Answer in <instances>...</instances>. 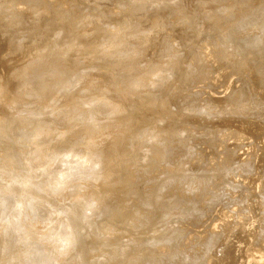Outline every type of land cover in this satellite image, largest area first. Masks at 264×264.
Wrapping results in <instances>:
<instances>
[{
  "label": "rangeland",
  "instance_id": "obj_1",
  "mask_svg": "<svg viewBox=\"0 0 264 264\" xmlns=\"http://www.w3.org/2000/svg\"><path fill=\"white\" fill-rule=\"evenodd\" d=\"M261 4L264 5V0H178V1L177 0H148V1L147 0H136V1L135 0H0V84H4V86L3 85L1 86L2 88L0 87L1 89L0 123L4 125L3 130L6 128L5 130L7 131V133L5 135H7V138L11 136L9 138L11 140H8L5 144L3 140H0V149H1L0 154L2 155L3 153H7L8 161L14 165V168L6 164L5 165L6 170L9 171L10 175L15 174L16 177L18 179L20 178V181L22 182L19 183L20 181L17 180V178L16 180H12L13 178L11 179L9 174L1 173L2 171H0V202H1L0 204H2V208H4L2 210L3 213H1L0 215V233L5 232L4 233L5 235H9V233L13 232V234L10 235V238L12 237L13 238L12 240L23 242L29 239L30 237L22 233V231L19 230L20 227L21 228L27 227V228H32L33 230L35 229L39 230L42 228L44 222L49 223L47 226L48 227L47 232L51 230V234H52L51 237L55 238L59 235L64 237L66 236V234H68L65 238H68L67 240H69L71 244L67 241L66 247L69 246L68 249L69 250L71 249L70 251L72 253L74 249V244H73L74 239L71 236L72 231H70L72 230V228H76L78 231L82 233L83 231L84 233L86 231V234L88 232L89 234L87 235L90 236L89 238H92L91 240H95L94 238L101 240L105 238L104 235L105 232H109L106 237L109 244L106 245L102 244L99 246V249H97L93 246V245L96 246L95 242H93V245L91 244L92 247L88 246L86 242L85 244V248L87 249L86 254L81 255L79 258H75L74 260H71L69 262V260L73 256L72 253L68 257L67 261L65 260L63 264H65L66 262H69L68 264H96L95 262H99L100 260H102L101 264H122L120 263L119 260H124L128 257L125 252H121L118 255V257H116V261L107 260V257L111 255L115 256V254L119 252L120 250L119 247L120 246L122 247L123 243H125L127 240L129 241L134 239L128 236L141 238L139 240L148 237L156 238L162 235L167 229H170L169 231L170 233H167L168 235L167 238H164L165 240H161L159 244H156L157 246L156 245L152 246L146 243L142 245L143 248L148 249L147 255L145 252L144 254L146 256L143 254L144 256L142 257V259L140 258L135 259L136 255H140L138 253L139 249L135 248L129 250L128 253L131 254L130 255L131 257L129 258L127 264H133L135 261L136 262L134 264L136 263L137 264H153V263L189 264L190 262L192 264H203V263L205 264H242V263L264 264V256H263L264 253H262L261 255L259 252L262 246L258 244V242L260 241L263 242L264 244V218H263L264 216V189H263L264 188V105H262L264 104V51H263L264 43H262L264 41V37H262L264 36V32H263L264 6L262 5L263 7H261L260 6ZM256 8L258 11L256 10ZM253 9H255L254 12L256 11L254 14L252 13ZM45 11L46 13L47 11H50L51 13L48 12L46 14ZM226 11L229 13H227ZM249 12H250V16H248L247 18L250 19H248L247 21L244 19V21L239 22L241 23L240 25L237 24V26L239 27L241 26L240 27L241 29H239V27H236V25H233L232 26L233 28H230L227 32L225 30L224 32L223 28L225 27V24L228 25V23H230L231 21H235L236 19L238 20L243 15ZM226 14L228 15L230 14L229 16L231 15L232 16L227 18L228 15L226 16ZM214 15L215 16L217 15L216 18ZM254 15H256L257 17ZM258 19L261 24H259ZM255 20L257 22L253 23L255 22ZM247 22H249L250 24ZM251 22H252V26H251ZM136 24L137 27L135 28L137 31L134 30L135 28L133 27L136 26ZM255 24L257 27H254ZM243 27H245V29H243ZM131 29L133 30V33ZM211 29H213L214 31ZM141 30L144 32H142ZM148 30L151 32L153 30L154 34L153 33L149 34ZM110 31L111 33H109ZM125 31L126 33L129 32L127 36ZM134 31L137 32V35ZM173 31H175L176 33H174ZM113 32L114 33L116 32L115 34L117 36L119 35L118 36L119 38L117 37L116 44L115 43L111 45L108 44L107 47L109 48V52H110L112 51V49H115L117 48V46H119V49H121L119 52L121 51L122 52L117 54L118 55L121 54V57L117 58L119 60H116V58L110 59V57L107 56V53H109L107 49V51H104L105 53L104 60L108 58L109 62H111L110 60H112V62L109 64L107 59L106 60L107 63L105 61V64L106 65L109 64L110 66L109 65L108 66L111 68L112 65L114 64L113 60L119 63L120 61L124 60L126 57L129 56L130 57L132 56L131 58H135L138 56V58L135 59L134 61H131L130 63H127L128 64L127 66L121 64V63H125L127 60L126 61L124 60V62L122 61L121 63H119L121 64V66L120 65H119L120 67L117 66L118 68H115L114 72L113 70L107 72L106 69H102L101 71H98L99 68L97 67H99L101 63H103V65L105 66L103 60L104 53L103 52H102L103 54L101 53L102 47L106 43V41L109 40V35H111ZM145 32L147 33L146 35ZM260 33H263V35ZM143 34L146 38L143 36ZM134 36L136 37L138 36V37L136 38ZM125 37L127 38L130 37V38L126 39ZM131 37H133V39L135 38L136 39L132 40ZM144 38H145V43L146 41H148L147 38L148 39L152 38V39L151 41L149 40L150 42L148 41L149 43H146L147 45L144 44V42L140 44V42H142ZM138 39H140L141 41ZM166 40H168V43L165 42ZM171 42L173 46L171 45ZM117 43L118 44L120 43V45H118ZM160 43L161 46L163 47L160 46ZM212 44L215 47V49H217L215 51L213 49L214 47H212V50L215 51L214 52L215 55H217L216 59L219 63H223V62L226 63L227 60H229L230 58V60L225 64L226 67H224V71H222L223 70L222 69L220 70V73L216 72L213 75L211 74L212 76L207 77L206 79L209 84L205 79L206 76H204V78H202L203 80H201V83H199L198 81L197 86L192 85L191 87L189 85L192 88V90L188 86L183 85L181 82H177L180 79L179 74L183 70H185V68L187 67L186 65H188L189 62H191V59L194 58L193 60L195 61L198 58V56H200L201 53L206 52V47L208 46L211 48ZM245 44L246 45L248 44V46L250 45L248 51L250 49H253V46H254L253 51L252 50L250 51L252 52L258 51V48L259 51L255 52L256 53L255 56L248 55L247 60L243 59L245 61V64L241 66L243 64V60L237 54H239L240 50L242 53V49L244 52L245 50L247 52V49L245 48L248 47H246ZM259 44L260 46H257ZM112 45L114 46L112 47ZM143 45H145L146 47ZM238 45L240 46L238 47V49L241 48L239 51L236 48ZM242 45L243 46L245 45V48ZM109 46H111V48ZM120 46L124 48L126 54L122 50V48H120ZM137 46H139L140 49ZM218 47H221L220 50ZM223 47L224 50L222 49ZM11 48L13 51L10 50ZM171 49L173 50L171 51ZM163 50L166 51L163 52ZM174 50H176V52ZM173 51L174 53H177L176 56L175 54L173 55ZM135 52H137L138 54H136ZM222 52L228 55L224 56ZM122 54L126 57L120 60L123 57ZM218 55L221 57V60L219 59L220 57L218 58ZM96 56L100 58L96 59L97 58ZM101 56L103 57L101 58ZM173 56L176 58L177 62L175 60L173 61V59H175ZM130 57L129 59H131ZM224 57L227 58L225 59ZM208 58L207 59L205 58L206 62L204 60L202 61V64L201 61L198 64L197 62L195 63L192 60L194 62V64L193 62L192 64L193 66L194 65L203 66V64H205L207 67H209V65L207 64L211 61L212 58L210 59V56ZM223 59L226 61H224ZM101 60L102 62H100ZM172 61L175 62V65L173 64ZM240 61L242 64L240 63ZM153 63L154 65H156L155 67L152 66ZM167 63H169V66ZM94 64L97 65V67L94 66ZM170 64L173 65L174 68H172L173 66L170 67L171 66ZM197 66L195 67L197 68ZM206 66L203 67L207 68ZM160 67H162L161 70H159ZM166 67L167 68L169 67L166 70L168 72H166L163 69ZM239 67H241V69L242 68L247 69L248 72L239 75V73L241 72L239 71L241 70ZM93 68H95V70ZM170 68L172 69V71L170 70ZM24 69L28 72L27 73L28 76H26L27 75L26 74L24 77V79H26L25 84L31 83L32 82L31 80H35L34 78L36 74L43 73L47 69H49L50 71L53 70V72L55 73L54 74L55 84L53 85V87H50L48 91H45L41 95L39 94L40 96L38 95L35 96L33 94L31 95L26 94L27 95L26 96L23 93L18 94L19 92L17 91L16 88H19L18 85L19 78L23 77L22 71ZM157 70H159L160 72L157 73L158 75L159 74L162 75L161 72L164 71L167 77L170 76V72L172 75L170 76L171 78H169L167 83L165 82L166 80L164 79V77L166 79L167 77L164 76V74L161 77L165 81H163V79H160V77L157 75L159 81H157L156 80L157 78H155V81H157L156 84L158 83V86H156L154 82L156 87L155 88L154 85L151 86L149 82H148L149 84L147 83V79L149 78L152 79L154 76L153 74L154 73L156 74ZM222 72L224 73L222 74ZM87 73L88 75L91 73H97L96 77L98 78H96V80L92 83L89 80L90 82L88 83ZM226 73L227 74L236 73L235 74L236 76L232 77L230 75H227ZM84 74H86L85 75L86 77H84ZM243 74L246 75L243 76ZM214 75L215 77H220L223 75L221 78L228 76L230 79L226 77V80L229 81L230 84V86H228L229 89H227L226 91L223 88L220 89V87H218L219 85H221L219 82L217 83L219 85L217 84L212 85L213 82H211L210 80L214 77ZM26 77L29 78L30 81H28ZM138 79L141 81L139 82L140 85L141 84H145V85L140 86L138 84L139 87L138 85H134L135 83L134 81ZM6 80L8 81L7 85H5ZM223 80L226 81L225 78ZM223 80L220 82H223ZM116 81L122 83L123 87L120 86V84L118 86ZM70 83H72V85ZM96 83L100 85V87L102 88L103 90L102 94L100 93L99 95L96 96V94L91 95V92H88V90H86L87 92L85 91L86 86H88L89 84H96ZM114 83L116 84V86L114 85ZM206 83L208 85L205 86ZM67 85L68 88H66ZM159 86H161V88ZM135 87H137V89ZM152 87L155 88V90L153 91L156 92L153 93L152 89L154 88ZM114 89L115 91L113 93L110 92ZM83 90L87 95L84 94V92H81ZM137 90H139L138 91L139 93L137 92ZM148 90H151V92L149 91L148 93L147 92ZM107 91H109V93L112 94L108 95L109 93L107 94L106 93ZM131 91L132 92L135 91L137 95H134L133 97L129 98L128 101L122 102L121 101L123 99L122 94L126 95ZM38 93H41V91ZM107 95L109 97H107ZM13 96H17V97L12 98ZM102 97L108 100H110L111 98V101L114 105L120 106V104L123 105L124 103L125 105L121 106V109L120 107H117L115 110V108L110 107L111 110L110 109L108 110L107 109L108 107L106 106L105 101L104 99H102ZM236 97L239 98L237 99ZM113 98L116 99V101L115 100L113 101ZM234 98L237 99V101ZM233 102L234 105L232 106ZM44 104L46 106H44L43 108L42 105ZM188 104L190 107L188 106ZM62 106L66 108V113H70V115H74L76 117L75 119L77 118L80 119L79 115L83 113L87 116L89 115L88 118L92 121V123L94 122V125L96 124L97 127H100L101 124L102 126H105L106 124V126L109 125L108 126L109 128L112 126L111 124L115 123L114 120L117 121L116 118L114 117L115 113L116 115L118 113L117 115L118 117H122L123 114L125 115L127 113L132 112V109H134L136 112L133 110L132 114H130L131 117L130 121L127 120L121 121L120 124H118L120 127L118 126L117 129H114L113 128L114 125H113L112 126L113 129L110 128V131L108 130L100 131L98 135L87 134L88 131L83 130V126H82L83 124L81 122L82 120L78 121L77 122L78 124L75 123L76 125L74 124L73 121L72 123H67V122L65 123L64 120H63L64 122L62 120H61L62 122L61 121L57 122L56 120H52V122L54 121L55 123L57 122L56 125L59 131H63V130L65 131L66 127H68V124L69 125L74 124L75 128H73V130L75 129L74 130L75 132L73 131L72 132L73 134L71 133L73 137L70 135L72 137L71 138L68 135L70 138L68 137V140L64 141L63 143L58 142L57 145H55L56 148L53 145L50 146L49 148H47V150H49V153L48 151H46L44 152L45 155H42L44 154L42 153V151H44L43 148L45 147L43 145H40L41 147L40 151H39V147H37L38 148L37 151L35 149L34 150L31 149L32 151L29 150L30 148H33L31 147V145L30 146L26 145L25 148L23 144L25 143L27 144V141L31 136L25 137L22 136L20 133L22 131L31 129L33 123L35 122H41V120H46L49 117L51 119L52 114L51 115L49 114L51 112L54 113L55 111L59 110V108H61ZM39 107L42 109H40ZM195 107L197 108V111ZM216 107L221 108V112L220 109H218L219 110L218 111ZM123 108L127 112L125 113L122 112L125 111ZM194 108L195 111H193ZM213 108H215L214 110H216L218 114L216 113V111L214 112ZM117 109H120L123 114L121 112L119 114L120 110ZM198 110L202 114L199 115L200 119L198 118V116L195 117L196 115H198L199 112ZM190 111L191 113H189ZM231 111L233 112L231 113ZM44 112L47 113L39 114ZM154 113H156L157 115ZM241 114H244V116ZM203 116H205L206 118H203ZM109 117L110 119L112 117L115 118L111 120L113 123H110L111 121H109L110 120ZM13 118L16 119V123L10 124ZM207 118L208 120L215 119V121L209 122ZM146 119L148 121H145ZM149 119L151 120L153 119L155 122L153 121L151 122V120ZM158 122H160L161 124ZM3 125H1V127ZM221 129L225 130L224 133L226 135H230L227 134L228 130L229 131L231 130L232 132L236 131L239 134H241V138L239 140L237 139L235 141H230L227 144V146L230 147L231 152L230 151L226 152L225 149L224 151H220L221 152L220 155H222L221 156L222 161L217 155L211 156V151L206 152L208 146L207 149L205 146L208 145V143L206 144L205 143L206 141L201 139L203 136H206L208 134H209L208 136H212L210 134L212 130L213 132H216ZM5 130L4 132H6ZM120 131L122 132L121 136L122 135L125 136L124 137L122 136L123 138L120 139L121 142L119 144V147L113 148L107 146L108 148L104 149V147H106V145L109 144V141L108 142L105 141L106 144L104 147H102L104 145V142L100 143L103 144L101 145V147L100 144L96 146L98 140H100L104 135L105 136L108 135V133H110L111 135L110 138L113 136L112 137L113 139H111L110 143H114L112 141L114 140L116 141L118 139V138L116 139V137H118L116 135H118ZM17 135H19L20 137L18 136V138H20L23 141L20 145L21 140L18 139L19 145L14 146V140L15 138L17 139L16 137ZM135 135H138L140 137L139 139H142L141 140L142 142L148 144V147H146V145L143 143H142L143 146H141L142 148L131 144L130 140ZM142 135L143 137L141 138ZM168 135L171 137H169ZM153 136L156 137L157 139L159 138L165 140L164 142H167V145H165L166 143L162 142L151 148L150 142H152L151 139L153 138L151 137ZM177 136H180V139ZM22 137H24V139H22ZM143 139L147 140V142L143 141ZM211 139L212 138L207 139L208 140L207 142H209V140ZM210 143H213V141L212 142L210 141ZM221 144L223 145L226 144L225 140H222ZM15 147H17L16 148L17 150L19 147H21L22 150H20L21 148H19V152H16ZM67 147L70 148L73 152H71V154L69 155H66L63 158L64 160L63 161L61 160L62 158L61 159L59 158L60 151L58 150ZM91 147H95L96 150L94 149L91 152ZM96 147L99 149V152L97 151ZM27 148L28 150H26ZM156 148H158L159 150ZM160 148L163 149L160 150ZM141 151L143 154H141ZM154 151L155 152L157 151L156 155ZM201 151H203L204 153ZM68 152H70V150ZM104 152L106 157H104ZM46 153H48L47 156ZM198 153L199 154L202 153L201 154L202 156H200ZM38 154L39 155L41 154L42 156L39 157ZM185 154H187V156ZM79 155H82L81 157L83 159L81 161ZM43 156L45 157L44 159H42ZM163 156L166 158L167 156H169L167 158V160L169 161L167 160L164 161ZM91 157H95V161L92 162V165H90L91 161L89 162L90 164H87V162L85 164L84 162L87 161V159H90ZM119 157H123L122 159L124 160L119 162L117 160V158ZM147 157L150 160H148ZM215 158H217L218 161L214 166H212L211 170L207 171L206 167L207 165H209V160ZM223 158L225 160H223ZM59 160H61L60 164L58 163ZM37 161L39 162V164ZM126 161L129 163H127ZM27 162L29 164H26ZM49 162L51 165L49 164ZM82 162L83 164H85L84 166ZM0 163H2V160H0ZM19 163H21V165ZM24 163L28 165L27 168L25 167ZM154 163L155 166H153ZM238 163L241 164L238 165V167L240 166L241 168H243L242 170L240 167H239L240 169L238 167H235ZM133 164L135 166H133ZM188 164L194 166H189ZM249 164H251V167L248 168V166L246 165ZM86 165H90V166H88L87 168ZM102 165L105 167V170H109L112 172L111 173L112 176L108 178V183H110L112 180V182L116 183L117 185L115 184L110 187H106V188L104 187L102 193L99 194V196L101 195V199L103 198V202L101 203L100 208L104 209L106 207L104 210L107 211L108 215L107 217L100 216L101 218L98 219L99 216L94 214L95 213L93 208L94 200L92 201V199H89L91 194L88 193L87 188L85 187L86 185L85 181L90 182V179L91 181L93 180L96 181L98 180V178L103 176ZM50 166L51 169L46 170ZM81 166H83L84 168ZM98 167H100L101 169H99ZM192 167L197 170V171L195 170L196 173ZM150 168L153 169V171L150 170ZM190 168L193 169L195 174L192 172ZM230 168L233 169L237 168L236 170H241L242 172L241 171L238 172L236 170L234 171L233 169H231L230 171L228 170ZM51 170H54L55 172L54 171L50 172ZM146 170L148 171L144 175V172ZM190 170L192 173L189 172ZM15 171L17 172L15 173ZM225 172H227L228 174L230 173V175H228L227 173L226 175ZM240 172L241 173L246 172L247 174L245 173V175H243ZM68 173L70 174L68 175ZM238 173H240L241 175H238ZM55 174L56 176L54 177ZM36 175L43 176V178L41 177L39 178L40 180H44L48 177L47 179H49L50 181L52 180L53 183L55 182L54 184H56L55 185V187L57 186L56 188L59 189L61 188L60 192L59 190H56L58 194L54 193L53 194L54 198L51 197L52 194H50L49 196V192H45L44 194H41L42 196H44V198L42 196H37L39 194H36L35 191L34 192L30 191L31 193L30 194L28 191L31 188V185L29 186V184L33 183L34 179L35 182H37V180L39 181ZM44 175H47V177ZM50 175L53 176L51 177ZM185 175L188 177L189 176L191 177V175H195V176H193L194 178L191 179L190 177L188 178ZM231 176L233 179L231 178ZM30 177H32L33 180ZM83 177H85V179ZM92 177L95 179H92ZM22 178L23 180L24 178H26L27 180L23 182ZM28 178H30V182L32 180L31 183H28L29 182ZM62 179H64L65 181ZM179 179L180 181L183 180V183L182 181L180 182ZM186 179H188V181ZM66 180L68 181V184ZM26 181L28 185H26L25 183ZM7 182L8 183L11 182L10 184L13 186H11L10 184L7 185L6 184ZM64 182L66 185L62 187ZM69 182L72 183L69 184ZM225 182L229 183V185ZM231 184L232 185L234 184L237 188L235 187L236 189H232L231 187H233L234 185L231 186ZM23 186L24 187L28 186L27 187L28 190L27 188L24 189ZM150 187L153 189H151ZM177 187L179 188L181 187V188L179 189ZM166 188H169L170 190ZM175 188L177 190H175ZM80 190H82L83 192ZM230 191L232 192L231 194ZM77 192L78 193L80 192V195L82 194L83 195L81 197H78L80 195ZM46 193L48 196H46ZM187 194L188 195L190 194V196H188ZM191 195L193 197H191ZM35 197H37V199H40V201H36L37 199ZM27 198L30 199L28 200ZM41 198H43V200L45 201H42ZM186 198L188 201H186ZM105 199L107 201H105ZM4 200H6V202ZM15 200H17L18 203ZM134 201L138 202L136 206L125 208L121 210L120 214H119V210H116L118 208L120 209V207L121 206L123 207L124 205H125L124 207L130 206ZM210 201H214V202L210 204L208 203ZM82 202L85 204H83ZM237 203L240 205H238ZM25 204L27 207L28 206L30 207L26 208ZM201 204L204 206H202ZM200 205L201 207H199ZM34 206H37L39 208V212H38L39 214L38 216L36 215V217L33 216V212H32ZM77 206H80V208L82 207L81 212L76 211V214L71 212V209L73 207L77 208ZM90 208L91 210H89L90 212H88V209ZM110 208L114 210L112 213H114L115 216L109 214V212L111 211ZM17 209H19V211H17ZM137 209L138 210L140 209L139 213ZM181 209H184L185 211ZM83 213L86 214V217L89 218V220H87V218L84 217L85 215L81 216L83 215ZM116 213L118 214V216ZM91 215H93V217ZM129 215H130V221L128 220ZM27 216L30 217L27 218ZM79 217H81V219L78 220ZM34 218L37 220H35ZM105 218H107L106 221L108 223L104 221ZM48 219L50 221H48ZM28 220H31V222L33 223L29 224L30 222L28 223ZM81 220L83 221V223L84 222L86 223L83 224ZM131 220H133V222ZM67 221L70 222L68 223ZM8 222H10L9 223L10 225H7ZM16 223L19 224L16 225ZM126 223L129 224V226ZM11 224L13 225L14 229ZM69 224L73 226H70ZM14 225H16V227ZM4 226H8V227L5 228ZM9 226L12 227L11 228L12 231L10 230ZM69 227H70L69 230L65 229L66 232L65 230H63L64 228H69ZM6 229L10 231L8 232ZM211 229L213 231L214 230L217 231L212 232ZM101 230H103L104 233ZM128 230L131 231L128 232ZM218 230H220L221 232ZM6 231L8 232V234ZM120 232L122 234H120ZM34 233L38 234L37 231H35ZM119 234L120 236L123 235L124 239L122 238L123 236L120 237ZM117 236L119 237L116 238ZM1 240L2 238H0V256H2L1 255L2 250H4L5 248L9 249V245L6 244L4 240L2 241ZM145 240L148 241L147 239ZM43 241L44 242L42 243H45V240ZM164 243L166 246H164ZM164 249H169V250H164ZM171 249H173V251ZM169 251H171L172 253H170ZM106 253H110L111 255H108ZM104 254L105 256H103ZM102 256L105 258H103ZM194 258L196 260H194ZM92 261L95 262L92 263ZM5 262L6 259L2 260L0 258V264H6Z\"/></svg>",
  "mask_w": 264,
  "mask_h": 264
},
{
  "label": "bare ground",
  "instance_id": "obj_2",
  "mask_svg": "<svg viewBox=\"0 0 264 264\" xmlns=\"http://www.w3.org/2000/svg\"><path fill=\"white\" fill-rule=\"evenodd\" d=\"M136 1V0H135ZM148 1V0H147ZM178 1V0H177ZM137 2H139V1H137ZM161 2V1H160ZM163 2V1H162ZM158 3V2H157ZM215 3V2H214ZM213 3V4H214ZM152 4H154V3H152ZM163 4V3H162ZM169 4V3H168ZM121 5V4H120ZM175 5V4H174ZM263 4H261L260 6L261 7H263L262 6ZM22 7V6H21ZM187 8V7H186ZM227 8H229V7H227ZM264 8V7H263ZM52 9V8H51ZM225 9V8H224ZM115 10V9H114ZM157 10V9H156ZM226 10H228V9H226ZM230 10V9H229ZM254 10L255 9H253V14L256 12H254ZM256 10H257V8H256ZM52 11V10H51ZM69 11V10H68ZM116 11H118V10H116ZM223 11V10H222ZM258 11V10H257ZM51 13L50 11H47V13ZM64 12V11H63ZM110 12V11H109ZM172 12V11H171ZM183 12V11H182ZM227 12V11H226ZM45 13H46V11H45ZM46 13V14H47ZM70 13V12H69ZM114 13V12H113ZM184 13V12H183ZM224 13H225V10H224ZM227 13H229V12H227ZM258 13V12H257ZM52 14H53V12H52ZM176 14V13H175ZM232 14V13H231ZM22 15V14H21ZM60 15V14H59ZM59 15H58V17H59ZM156 15V14H155ZM154 15V16H155ZM178 15V14H177ZM176 15V16H177ZM228 14H226V16H227ZM230 15V14H229ZM227 16V18H229V17H231V16ZM257 15V14H256ZM256 15H254V16H256ZM171 16V15H170ZM188 16V15H187ZM215 16V15H214ZM217 16V15H216ZM216 16H215V18H216ZM224 16V15H223ZM248 16H250V12L249 13H247V14H245V15H243L241 18H239L236 22L235 21H231V22H233V23H228V25L227 24H225V27L223 28V30H224V32H225V30H226V32L230 29V28H233L232 26L233 25H236V27H239V26H237V24H241V23H239V22H241V21H244V19L247 21L248 19H250V18H247ZM252 16V15H251ZM84 17V16H83ZM159 17V16H158ZM199 17V16H198ZM257 17V16H256ZM156 18V17H155ZM163 18V17H162ZM206 18H207V16H206ZM218 18V17H217ZM247 18V19H246ZM124 19V18H123ZM158 19V18H157ZM166 19V18H165ZM252 19V18H251ZM254 19H255V17H254ZM263 19V18H262ZM15 20V19H14ZM125 20V19H124ZM159 20V19H158ZM257 20V19H256ZM255 20V22H253V23H256L257 21ZM261 20V19H260ZM85 21V20H84ZM182 21V20H181ZM251 21V20H250ZM86 22H87V20H86ZM124 22H126V21H124ZM168 22V21H167ZM170 22V21H169ZM172 22V21H171ZM174 22V21H173ZM258 22H259V19H258ZM177 23V22H176ZM247 23H249V22H247ZM161 24V23H160ZM171 24V23H170ZM243 24V23H242ZM250 24V23H249ZM259 24H261L260 22H259ZM244 25V24H243ZM242 25V26H243ZM56 26V25H55ZM129 26H131V25H129ZM166 26V25H165ZM184 26V25H183ZM189 26V25H188ZM210 26V25H209ZM247 26V25H246ZM251 26H252V22H251ZM134 28L135 27H137V24H136V26H133ZM241 27V26H240ZM239 27V29H241ZM254 27H257L256 26V24L254 25ZM260 27H261V25H260ZM33 28H35V27H33ZM132 28V27H131ZM168 28V27H167ZM187 28V27H186ZM207 28V27H206ZM169 29H171V28H169ZM168 29V30H169ZM243 29H245V27H243ZM261 29V28H260ZM132 30V29H131ZM134 30H136V28L134 29ZM143 30V29H142ZM141 30V31H142ZM145 30V29H144ZM149 30H151V29H149ZM148 30V33L150 34V33H153L154 34V29L152 30V32L151 31H149ZM176 30V29H175ZM211 30H213V29H211ZM107 31V30H106ZM115 31V30H114ZM137 31V30H136ZM146 31V30H145ZM157 31V30H156ZM155 31V32H156ZM214 31V30H213ZM116 32H117V30H116ZM115 32V33H116ZM135 32V31H134ZM142 32H144V31H142ZM147 32V31H146ZM145 32V35L147 34ZM164 32V31H163ZM174 33H176L175 31H173ZM212 32V31H211ZM264 32V31H263ZM109 33H111V31L109 32ZM114 32L111 34V35H109V40H107L106 41V43L103 45V47H102V50H101V53L103 52L104 53V51H107V49H108V52H109V48L107 47V45L108 44H116V42H117V37L119 36H117L116 34H115ZM125 33H126V31H125ZM131 33V32H130ZM132 33H133V30H132ZM136 33V35H137V32H135ZM134 33V34H135ZM203 33V32H202ZM108 34V33H107ZM129 34V32H127L126 33V36ZM133 34V35H134ZM225 34V33H224ZM260 34H262L263 35V33H260ZM133 35H130V36H133ZM161 35V34H160ZM204 35V34H203ZM255 35V34H254ZM121 36V35H120ZM140 36V35H139ZM143 36H144V34H143ZM142 36V37H143ZM173 36H174V34H173ZM210 36V35H209ZM208 36V37H209ZM134 37H136V36H134ZM138 37V36H137ZM136 37V38H137ZM141 37V38H142ZM145 37V36H144ZM147 37H149V36H147ZM151 37V36H150ZM160 37V36H159ZM240 37V36H239ZM245 37V36H244ZM243 37V38H244ZM262 37H264V36H262ZM119 38V37H118ZM126 39H129L130 37H125ZM132 38V40H135V39H133V37H131ZM146 38V37H145ZM145 38L142 40V42H140V44H142L143 42H144V44H146V43H149L150 41H151V39H148L147 38V40L149 41H146V43H145ZM168 38V37H167ZM166 38V39H167ZM172 38V37H171ZM163 39V38H162ZM165 39V38H164ZM170 39V38H169ZM203 39V38H202ZM260 39V38H259ZM104 40V39H103ZM138 40H140V39H138ZM171 40V39H170ZM124 41V40H123ZM128 41V40H127ZM141 41V40H140ZM156 41V40H155ZM173 41V40H172ZM175 41V40H174ZM207 41V40H206ZM244 41V40H243ZM104 42V41H103ZM120 42V41H119ZM135 42V41H134ZM166 43H168V40H166L165 41ZM179 42V41H178ZM170 43V42H169ZM190 43V42H189ZM221 43V42H220ZM223 43V42H222ZM262 43H264V41L262 42ZM11 44V43H10ZM118 44V43H117ZM133 44V43H132ZM139 44V43H138ZM165 44V43H164ZM254 44V43H253ZM253 44H252V46H253ZM118 45H120V43L118 44ZM123 45V44H122ZM147 45V44H146ZM156 45H157V43H156ZM171 45H172V42H171ZM208 45V44H207ZM224 45V44H223ZM246 45V44H245ZM245 45L243 46L244 48H245ZM15 46V45H14ZM114 45H112V47H113ZM124 46V45H123ZM143 46H145V45H143ZM160 46H161V43H160ZM173 46V45H172ZM171 46V47H172ZM209 46V45H208ZM206 47V52H204V53H201L200 54V56H198V58L194 61L193 59H191V62H189V64L188 65H186L187 67L185 68V70H183L180 74H179V77H180V79H179V81H177V82H181L183 85H185V86H188L189 88H191L192 87V85L193 86H197L198 85V81H199V83H201V80H203L202 78H204V76H206L205 77V79L207 78V77H210V76H212L213 74H215L216 72H219L220 73V70H222V71H224V67H226L225 66V64L230 60V58H229V56H228V58H229V60H227V62L226 63H219L218 61H217V59H216V57H217V55H215V51L217 50V49H215V47L213 46V44H212V46H211V48L210 47ZM241 46V47H242ZM256 46V45H255ZM257 46H260V44L259 45H257ZM13 47V46H12ZM110 48H111V46H109ZM138 48H139V46H137ZM146 47V46H145ZM144 47V48H145ZM150 47V46H149ZM161 47H163V46H161ZM161 47H159V48H161ZM212 47H214L213 49L215 50V51H213L212 50ZM217 47V46H216ZM225 47V46H224ZM224 47L222 48L223 50H224ZM238 47H240L239 45L236 47L237 49H238ZM246 47H248V48H245V49H247V52H246V50H245V52L243 51V49H242V53H241V48H239L238 49V51L240 50V52H239V54H237V55H239V57H241V59L243 60V59H245V60H247V56L248 55H253V56H255L256 55V53L255 52H258L259 51V48H258V51H254V52H252L253 51V49H254V46H253V49H250V50H252V51H248V49H249V47H250V45L248 46V44L246 45ZM264 47V46H263ZM14 48V47H13ZM120 48H122V46H120ZM166 48H167V45H166ZM165 48V49H166ZM185 48V47H184ZM219 48V50H220V48L221 47H218ZM236 48H233V49H236ZM256 48V47H255ZM49 49V48H48ZM140 49V48H139ZM169 49V48H168ZM222 49H221V51H222ZM10 50H12V48L10 49ZM114 50V51H113ZM121 49H119V46H117V48H115V49H112V51H110L109 53H107V56L108 57H110V59L112 58H116V60H119V59H117V58H120L121 57V54L120 55H118L117 53H121V52H119ZM122 50L125 52V50H124V48H122ZM133 50V49H132ZM136 50V49H135ZM144 50V49H143ZM142 50V51H143ZM173 49H171V51H172ZM13 51V50H12ZM97 51V50H96ZM129 51V50H128ZM134 51V50H133ZM166 51V50H165ZM164 50H163V52H165ZM175 52H176V50H174ZM174 51H173V55L175 54V56H176V54L177 53H174ZM236 51V50H235ZM238 51H237V53H238ZM261 51V50H260ZM264 51V50H263ZM262 51V52H263ZM28 52V51H27ZM112 52V53H111ZM123 52V53H124ZM144 52V51H143ZM168 52V51H167ZM220 52V51H219ZM223 52H226V51H223ZM222 52V53H223ZM261 52V53H262ZM102 53V54H103ZM136 54H138L137 52H135ZM218 53V52H217ZM216 53V54H217ZM255 53V54H254ZM21 54V53H20ZM96 54V53H95ZM101 54V55H102ZM125 54H126V52H125ZM179 54V53H178ZM258 54V53H257ZM259 54H260V52H259ZM105 55V53L103 54V56ZM123 55V54H122ZM128 55V54H127ZM223 55L224 56H227L228 54H224L223 53ZM64 56V55H63ZM103 56H101V58L103 57ZM168 56V55H167ZM169 56H171V55H169ZM210 56V59H211V61L207 64V65H209V67H207L205 64H203V66H206L207 68H205V67H203V66H197V65H194L193 66V64H194V62L196 63H198L199 64V62L201 61V64H202V61H204L205 60V62H206V59L208 58ZM97 57V58H96ZM95 58L96 59H99L98 58V56H96ZM124 57H126V56H124L123 55V57L120 59V60H122V59H124ZM130 57V56H129ZM129 57H126L124 60L126 61L125 63H121L122 61L124 62V60H122V61H120L119 63H121L122 65H125V66H127L128 64L127 63H130L131 61H134L135 59H137L138 58V56L137 57H135V58H131V59H129ZM140 57V56H139ZM174 57V56H173ZM172 57V58H173ZM220 56L218 55V58H219ZM235 57V56H234ZM90 58H92V57H90ZM104 58H105V56L103 57V60H104ZM107 58V57H106ZM148 58V57H147ZM169 58V57H168ZM175 58V57H174ZM177 58H178V55H177ZM206 58V59H205ZM223 58V57H222ZM225 58V57H224ZM227 58V57H226ZM225 58V59H226ZM236 58V57H235ZM42 59V58H41ZM108 59V58H107ZM106 59V60H107ZM129 59V60H128ZM209 59V58H208ZM220 60H221V57L219 58ZM218 59V60H219ZM106 60H104V64H105V61ZM170 60H171V58H170ZM176 61V58L175 59H173V61ZM194 62H193V61ZM219 60V61H220ZM224 60V59H223ZM222 60V61H223ZM111 62H112V60H110ZM115 60H113V65H112V67L110 68L109 66V64L111 63V62H109V59H108V63L109 64H105V66L103 65V63H99L98 65H99V67H97V65H95L94 64V66H96L97 68H99L98 69V71H101L102 69H106V71L107 72H109V71H111V70H113V72H114V70H115V68H118L117 66H121V64H119L117 61H115ZM165 61V60H164ZM172 61V62H173ZM224 61H226V60H224ZM100 62H102V60L100 61ZM118 64H117V63ZM150 62V61H149ZM170 62V61H169ZM177 62V61H176ZM192 62H193V64H192ZM205 62H203V63H205ZM106 63H107V61H106ZM136 63V62H135ZM171 63V62H170ZM240 63H241V61H240ZM132 64V63H131ZM150 64V63H149ZM160 64V63H159ZM159 64H158V66H159ZM168 64V66H169V63H167ZM172 64V63H171ZM170 64V65H171ZM173 64L175 65V62H173ZM177 64V63H176ZM200 64V65H201ZM242 64V63H241ZM240 64V65H241ZM245 64V61L243 60V64L241 65V66H243ZM109 65V66H108ZM239 65V66H240ZM103 66V67H102ZM107 66V67H106ZM119 66V67H120ZM125 66H122V67H125ZM133 66H134V64H133ZM136 66V65H135ZM141 66V65H140ZM145 66V65H144ZM152 66H156V65H154V63H153V65ZM173 65H171L170 67H172ZM195 66H197V68L195 67ZM100 67H102V68H100ZM109 67V68H108ZM169 68V67H168ZM167 67L166 68H163L165 71L168 69ZM172 68H174V66L172 67ZM195 68V69H194ZM240 69H241V67H239ZM94 70H95V68H93ZM162 69V67H160L159 68V70H161ZM25 70V69H24ZM22 71V76L23 77H20L19 78V88H16L17 89V91L19 92H17L18 94H20V93H23V94H27V95H31V94H33V95H35V96H40L42 93H44L45 91H48L49 89H50V87H53V85L55 84V81H54V72H53V70H49V69H47V70H45L43 73H38V74H36V76H35V80H31L32 82L31 83H28V84H25V80L26 79H24V77H25V75L28 73L26 70L25 71ZM28 70V69H27ZM137 70H138V68H137ZM159 70H157V72H156V74L154 73L153 75V78L152 79H147V83L149 82L150 84H151V86H153L154 85V87H155V84H156V82L157 81H159L158 79V76L160 77V79H163L161 76H163V74H164V76H166L167 77V75H166V73H165V71L164 72H161L162 73V75L161 74H157L158 72H159ZM170 70L172 71V69L170 68ZM97 71V70H96ZM130 71V70H129ZM239 71H241L240 73H239V75H242V73H247L248 72V70L247 69H245V68H242L241 70H239ZM30 72V71H29ZM135 72V71H134ZM166 72H168V71H166ZM170 72V71H169ZM90 73V72H89ZM160 73V72H159ZM224 72H222V74H223ZM96 74L97 73H91V74H89L88 75V73H87V79H88V83L91 81V83L92 82H94L95 80H96V78H98V77H96ZM168 74V73H167ZM212 74V75H211ZM227 74V73H226ZM236 73H228L227 75H230V76H236L235 75ZM86 74H84V77H86L85 76ZM140 75V74H139ZM145 75V74H144ZM158 75V76H157ZM169 75V74H168ZM172 74H171V72H170V76H171ZM209 75V76H208ZM221 75V74H220ZM239 75H237V76H239ZM246 75V74H245ZM244 74H243V76H245ZM26 76H28V74L26 75ZM83 76V75H82ZM131 76H133V75H131ZM142 76V75H141ZM148 76V75H147ZM170 76H168L167 77V79L164 77V79L166 80H164L163 79V81H165L166 83L168 82V80H169V78H171ZM223 76V75H222ZM222 76H220V77H215V75H214V77L210 80L211 82H213V84L212 85H216L218 82L221 84V85H219V84H217V85H219L218 87H220V89L221 88H223L225 91L227 90V89H229L228 88V86H230V84H229V81H227L226 80V77L227 78H229L228 76H225V77H223V78H221ZM83 77V78H84ZM149 77V76H148ZM178 77V76H177ZM241 77V76H240ZM247 77V76H246ZM17 78V77H16ZM27 78V77H26ZM141 78V77H140ZM155 78H157L156 80L157 81H155ZM225 78V80L226 81H224L223 79ZM28 79V81H30V79L29 78H27ZM82 79V78H81ZM142 79V78H141ZM210 79V78H209ZM208 79V80H209ZM230 79V78H229ZM228 79V80H229ZM14 80V79H13ZM84 80V79H83ZM90 80V81H89ZM104 80V79H103ZM139 80V79H138ZM138 80H136V81H134L135 83H134V85H140V83L139 82H141L140 80L138 81ZM144 80V79H143ZM223 80V82H220V81H222ZM5 81V80H4ZM4 81H3V83H4ZM15 81V80H14ZM205 81V80H204ZM206 81H207V79H206ZM104 82V81H103ZM117 82V85L119 86V84H120V86H122L123 87V84L122 83H119V81H116ZM121 82V81H120ZM154 82H155V84H154ZM203 82V81H202ZM214 82H215V84H214ZM7 83H8V81L6 80V84L5 85H7ZM16 83H17V81H16ZM124 83V82H123ZM148 83V84H149ZM164 83V82H163ZM165 83V84H166ZM207 83H208V81H207ZM205 84V86L206 85H208V84ZM71 85H72V83H70ZM101 84V83H100ZM161 84H162V81H161ZM181 84V85H182ZM4 86V84H0V87L1 86ZM74 85V84H73ZM114 85L116 86V84L114 83ZM139 85H138V87H139ZM142 86H144L145 84H141ZM140 85V86H141ZM147 85V84H146ZM191 87H190V86ZM75 86V85H74ZM88 86H89V88H88ZM88 86H86L85 87V91L86 90H88V92H91V95H95L96 94V96L97 95H99L100 93L102 94L103 92V90H102V88L100 87V85H98L97 83L96 84H89ZM156 86H158V83L156 84ZM199 86H201V85H199ZM198 86V87H199ZM202 86H203V84H202ZM204 86V87H205ZM210 86V85H209ZM146 87V86H145ZM144 87V88H145ZM154 87H152V88H154ZM160 88H161V86H159ZM184 87V86H183ZM204 87H203V89H204ZM2 88V87H1ZM40 88V89H39ZM66 88H68V85H67V87ZM84 88V87H83ZM113 88V87H112ZM120 88V87H119ZM136 89H137V87H135ZM149 88H151V87H149ZM156 88V87H155ZM155 88L154 89H152V91L153 90H155ZM70 89V88H69ZM111 89V88H110ZM138 89H140V88H138ZM183 89V88H182ZM185 89V88H184ZM108 90V89H107ZM165 90V89H164ZM181 90V89H180ZM191 90H192V88H191ZM0 91H1V89H0ZM41 91V93H38V92H40ZM115 91V89L114 90H112V91H110V92H114ZM139 90H137V92H138ZM149 91L151 92V90H148L147 92L149 93ZM248 91V90H247ZM81 92H84V90L83 91H81ZM87 92V91H86ZM154 92H156V91H153V93ZM107 94L109 93V91H107L106 92ZM105 93V94H106ZM111 93V94H112ZM139 93V92H138ZM147 93V94H148ZM22 94V95H23ZM40 94V95H39ZM84 94H86L85 92H84ZM83 94V95H84ZM110 93L108 94V95H111ZM178 94V93H177ZM15 95V94H14ZM26 95V96H27ZM80 95H82V94H80ZM87 95V94H86ZM107 95V97H109ZM123 95V99L121 100L122 102H125V101H128L129 100V98H131V97H133L134 95H137V93L135 92V91H131V92H129V93H127L126 95H124V94H122ZM159 95V94H158ZM100 96H102V95H100ZM99 96V97H100ZM17 96H13L12 98H16ZM95 97V96H94ZM110 97H112V96H110ZM235 97V96H234ZM26 98V97H25ZM33 98V97H32ZM157 98V97H156ZM237 99L239 98V97H236ZM88 99V98H87ZM101 99V98H100ZM102 99H104V101H105V104H106V106L108 107H106L108 110L110 109V107H113V108H115V110H116V108L117 107H120V109H121V106H123V105H125V103L123 104V105H121L120 104V106H117V105H114L113 103H112V101H111V98H110V100H108V99H105L104 97H102ZM235 99V98H234ZM237 99H235L236 101H237ZM14 100V99H13ZM116 101V99H114L113 98V101ZM234 100V101H235ZM83 101V100H82ZM87 101V100H86ZM85 101V102H86ZM190 101V100H189ZM188 103H190V102H188ZM47 104V103H46ZM75 104V103H74ZM131 104V103H130ZM133 104V103H132ZM194 104V103H193ZM236 104V103H235ZM48 105V104H47ZM93 105V104H92ZM216 105V104H215ZM234 105V102H233V104H232V106ZM262 105H264V104H262ZM43 106V108H44V106H46L45 104L44 105H42ZM135 106V105H134ZM188 106H189V104H188ZM205 106V105H204ZM220 106V105H219ZM230 106H231V104H230ZM251 106V105H250ZM253 106V105H252ZM104 107V106H103ZM131 107H132V105H131ZM130 107V108H131ZM136 107V106H135ZM190 107V106H189ZM191 107H193V106H191ZM215 107V106H214ZM40 108V107H39ZM49 108V107H48ZM86 108V107H85ZM97 108V107H96ZM124 108H125V106H124ZM123 108V109H124ZM164 108V107H163ZM196 108V107H195ZM195 108L193 109V111H195ZM200 108V107H199ZM204 108V107H203ZM217 108V107H216ZM40 109H42V108H40ZM61 109H64V110H61ZM105 109V108H104ZM103 109V110H104ZM120 109H117V110H120ZM201 109H202V107H201ZM215 108H213V110H214ZM218 109H220V112H221V108H217V110ZM56 110V109H55ZM95 110V109H94ZM101 110V109H100ZM111 110V109H110ZM114 110V109H113ZM114 110V111H115ZM125 110V109H124ZM130 110V109H129ZM133 110L134 109H132V112H133ZM138 110V109H137ZM190 110V109H189ZM188 110V111H189ZM191 110H192V108H191ZM200 110V109H199ZM198 110V111H199ZM242 110V109H241ZM53 111V110H52ZM135 111V110H134ZM143 111V110H142ZM171 111V110H170ZM196 111H197V108H196ZM216 110H214V112H215ZM219 111V110H218ZM243 111V110H242ZM38 112H40V111H38ZM99 112V111H98ZM102 112V111H101ZM106 112V111H105ZM120 112H121V110L119 111V114H120ZM122 112H127L126 110L125 111H122ZM121 112V113H122ZM132 112H130V113H127V114H123V116L122 117H118L117 115H118V113H117V115H116V113L114 114V117L116 118V120L117 121H115L114 120V124H111L112 126L114 125V129H117V127L119 126L118 124H120V122L121 121H123V120H127V121H130V119H131V117H130V114H132ZM136 112V111H135ZM144 112V111H143ZM143 112H142V115H143ZM161 112V111H160ZM233 111H231V113H232ZM245 112V111H244ZM45 113H47V112H44V113H39V114H45ZM147 113V112H146ZM145 113V114H146ZM189 113H191V111L189 112ZM194 113V112H193ZM216 113H217V111H216ZM236 113V112H235ZM234 113V114H235ZM241 113H243V112H241ZM52 114V115H51ZM92 114V113H91ZM121 114V115H122ZM136 114V113H135ZM139 114V113H138ZM137 114V115H138ZM141 114V113H140ZM144 114V115H145ZM150 114V113H149ZM154 114H156V113H154ZM153 114V115H154ZM195 114H197V113H195ZM204 114H206V113H204ZM218 114V113H217ZM220 114V113H219ZM226 114V113H225ZM37 115V114H36ZM49 115H51V119H50V117L48 118V119H46V120H41V122H35V123H33V126L31 127V129H29V130H26V131H22L20 134L22 135V136H25V137H27V136H31L29 139H28V141H27V144L25 143V144H23L24 145V147L26 146V145H28V146H30L31 145V147H33V148H30L29 150H38V148L37 147H39V151H40V145H43V146H45L44 148H43V150L44 151H42V149H41V151H42V153H44V152H46V151H48V153H49V150H47V148H49L50 146H54L55 147V145H57V143L58 142H60V143H63L64 141H67L68 140V137L71 135L72 136V132L75 130H73V128H75V123H77L78 121H81L82 122V126H83V130H86V131H88V133L87 134H91V135H98L99 134V132L100 131H103V130H108V131H110V128H112V126L109 128L108 126L109 125H107L106 126V124H105V126H102V124H101V126L100 127H97L96 126V124L94 125V122L92 123V121L88 118V116L87 115H85V114H83V113H81L80 115H79V117H80V119H75L76 117L74 116V115H70V113H66V108L65 107H61V108H59V110H57V111H55L54 113L53 112H51ZM48 115V116H49ZM93 115V114H92ZM141 115V116H142ZM157 115V114H156ZM170 115V114H169ZM199 115H202L201 113H200V111L198 112V115H196L195 117H197L198 116V118H199ZM241 115H243L244 116V114H241ZM120 116V115H119ZM136 116V115H135ZM155 116V115H154ZM184 116H185V114H184ZM187 116V115H186ZM210 116V115H209ZM111 117V116H110ZM110 117H109V119H110ZM114 117H112L109 121H111L112 119H115ZM118 117V118H117ZM152 117V116H151ZM161 117V116H160ZM248 117V116H247ZM93 118V117H92ZM101 118H103V117H101ZM105 118V117H104ZM166 118V117H165ZM203 118H206L205 116H203ZM202 118V119H203ZM209 118V117H208ZM208 118H207V120H208ZM215 118V117H214ZM218 118V117H217ZM99 119V118H98ZM119 119V120H118ZM144 119V118H143ZM148 119V118H147ZM145 120V121H148V120ZM189 119V118H188ZM200 119V118H199ZM212 119H213V117H212ZM222 119V118H221ZM229 119H231V118H229ZM247 119V118H246ZM245 119V120H246ZM52 120H56L57 122H59V121H65V123L67 122V123H72V121L74 122V124H68V127H66V129H65V131L63 130V131H59V129L57 128V122L55 123V121L54 122H52ZM100 120V119H99ZM107 120V121H108ZM149 120H151V119H149ZM217 120V119H216ZM248 120V119H247ZM61 121V122H62ZM63 121V122H64ZM107 121H106V123H107ZM127 121H125V122H127ZM137 121V120H136ZM155 122L153 119L151 120V122ZM205 121H206V119H205ZM209 122L210 121H215V119L214 120H208ZM13 122V123H12ZM124 122V123H125ZM139 122V121H138ZM3 123H5V122H3ZM16 123V119L15 118H13L12 119V121H11V123L10 124H15ZM27 123H29V122H27ZM64 123V124H65ZM98 123V122H97ZM109 123V122H108ZM110 123H113L112 121L110 122ZM109 123V124H110ZM127 123H129V122H127ZM158 123H160V122H158ZM165 123V122H164ZM184 123H185V121H184ZM187 123V122H186ZM198 123V122H197ZM206 123V122H205ZM61 124V123H60ZM63 124V125H64ZM78 124V123H77ZM79 124H80V122H79ZM104 124V123H103ZM122 124V123H121ZM140 124V123H139ZM143 124V123H142ZM161 124V123H160ZM1 125H3V124H1L0 123V140H3V142H4V144L8 141V140H11V139H9V138H7V135H5L6 133H7V131L6 132H4V130H3V128H4V125L1 127ZM125 125V124H124ZM27 126V125H26ZM25 126V127H26ZM80 126V125H79ZM78 126V127H79ZM121 126H123V125H121ZM25 127H24V129H25ZM61 127V126H60ZM120 127V126H119ZM163 127H166V126H163ZM172 127V126H171ZM170 127V128H171ZM112 128V129H113ZM190 128V127H189ZM210 128H211V126H210ZM209 128V129H210ZM217 128V127H216ZM173 129V128H172ZM228 130V129H227ZM189 131V130H188ZM200 131V130H199ZM216 131V130H215ZM224 131L225 130H223V129H221V130H219V131H216V132H213V130H212V132H210V134L212 135V136H208V135H206V136H203L201 139L202 140H204V141H206L205 143L207 144L208 143V145H206V144H204V145H206L205 147H206V149H207V146H208V149L206 150V152H209V151H211V156H215V155H217V156H219V158L221 159V161H222V155H220L221 154V152L220 151H224V149H225V151L226 152H228V151H230L231 152V150H230V147L229 146H227V144L230 142V141H235V140H239L240 138H241V134H239L238 132H236V131H229L228 130V132H227V134H230V135H226L225 133H224ZM75 132V131H74ZM197 132V131H196ZM208 132V131H207ZM230 132H232V133H230ZM72 133V134H71ZM121 131H120V133H118V135H116V136H118V137H116V141L114 140V141H112V142H114V143H110L111 142V139H113L112 137L110 138V133H108V135H104L100 140H98V143L96 144V146L98 145V144H100L101 142H104V145L103 144H100V147H101V145H103L102 147H104L105 146V144H106V142L105 141H109V144H107L106 145V147H104V149L106 148H108L107 146H110V147H113V148H115V147H119V144H120V139L121 138H123L125 135H122L121 136ZM181 133V132H180ZM186 133V132H185ZM19 134V133H18ZM19 134V135H20ZM75 134V133H74ZM116 134V133H115ZM164 134V133H163ZM174 134V133H173ZM178 134V133H177ZM19 135H17L16 137H17V139L15 138V140H14V146H17V145H19V140H21L20 138H18V136ZM20 135V136H21ZM69 135V136H68ZM165 135V134H164ZM169 135H170V133H169ZM168 135V136H169ZM198 135V134H197ZM9 136V135H8ZM19 136V137H20ZM70 136V137H71ZM109 136V137H108ZM115 136V135H114ZM166 136V135H165ZM167 136V137H168ZM69 137V138H70ZM73 137V136H72ZM71 137V138H72ZM143 137V135L141 136V138ZM149 137V136H148ZM166 137V138H167ZM169 137H171V136H169ZM177 137H179V139H180V136H177ZM110 138V139H109ZM140 137L138 136V135H135L133 138H131V144H133V145H136V146H138V147H140V148H142L141 146H143V144H145L144 142H142L141 140L142 139H139ZM151 138H153V139H151V141L152 142H150V141H148V142H150L151 144H150V146H151V148H153L155 145H157V144H159V143H166L165 145H167V142H164L165 140H162V139H157L156 137H151ZM210 138H212L211 140H209V142H207L208 140L207 139H210ZM19 139V140H18ZM22 139H24V137H22ZM147 139V138H146ZM197 139H198V137H197ZM71 140H74V139H71ZM148 140V139H147ZM147 140H144L143 139V141H146L147 142ZM149 140H150V138H149ZM222 140H225V143L226 144H221V141ZM22 141L23 140H21L20 141V145H21V143H22ZM96 141V140H95ZM124 141V140H123ZM210 141L212 142L213 141V143H210ZM92 142V141H91ZM18 143V144H17ZM90 143V142H89ZM89 143H88V145H89ZM143 143V144H142ZM198 143H199V141H198ZM91 144V143H90ZM146 145V147H148V144H145ZM170 145V144H169ZM174 145H176V144H174ZM173 145V146H174ZM184 145V144H183ZM27 146V147H28ZM172 146V147H173ZM192 146V145H191ZM257 146V145H256ZM23 147V146H22ZM37 149H36V148ZM130 147V146H129ZM159 147V146H158ZM171 147V146H170ZM232 147V146H231ZM234 147V146H233ZM17 147H15V150H16V152H19V148H21V147H19L18 148V150L16 149ZM26 148V147H25ZM29 148V147H28ZM28 148L26 149V150H28ZM45 148H46V150H45ZM56 148V147H55ZM54 148V149H55ZM97 148V147H96ZM176 148V147H175ZM78 149V148H77ZM95 149V147H91V152L93 151ZM156 149H158V148H156ZM161 149H163V148H160V150ZM1 150V149H0ZM20 150H22V148L20 149ZM31 150V151H32ZM52 150H53V147H52ZM70 150V152H68ZM96 150V149H95ZM102 150H103V148H102ZM110 150V149H109ZM108 150V151H109ZM154 150V149H153ZM159 150V149H158ZM24 151H25V149H24ZM56 151V150H55ZM58 151H60L59 152V158L61 159V160H63V158L66 156V155H69V154H71V152H73L70 148H62V149H60V150H58ZM68 153H67V152ZM97 151L99 152V149L97 148ZM149 151H150V149H149ZM163 151V150H162ZM194 151V150H193ZM197 151V150H196ZM232 151H233V149H232ZM2 152H3V150H2ZM6 152V151H5ZM35 152V151H34ZM54 152V151H53ZM155 152V151H154ZM169 152V151H168ZM201 152H203V151H201ZM205 152V153H206ZM25 153V152H24ZM37 153V152H36ZM48 153H46V156H47V154ZM51 153V152H50ZM74 153H76V152H74ZM153 153V152H152ZM156 153H157V151L155 152V155H156ZM189 153V152H188ZM196 153V152H195ZM204 153V152H203ZM255 153V152H254ZM33 154V153H32ZM56 154H57V152H56ZM141 154H143L142 153V151H141ZM199 154V153H198ZM202 153H200L199 155L200 156H202L201 155ZM210 154V153H209ZM39 155V154H38ZM42 155H45V153L44 154H42ZM41 154L39 155V157L40 156H42ZM93 155V154H92ZM148 155V154H147ZM158 155V154H157ZM168 155V154H167ZM186 156H187V154H185ZM185 155H184V158H185ZM190 155V154H189ZM188 155V156H189ZM254 155V154H253ZM257 155V154H256ZM7 153H3L2 155L0 154V160H2V163H0V171H2L1 173H6V174H9V171L8 170H6V167H5V165L7 164L8 166H11L12 168H14V165L13 164H11L9 161H8V158H7ZM71 156V155H70ZM75 156V155H74ZM80 157V161L83 159L81 156L82 155H79ZM149 156V155H148ZM165 156V155H164ZM163 156V157H164ZM216 156V157H217ZM36 157H37V155H36ZM35 157V158H36ZM104 157H106L105 156V152H104ZM110 157V156H109ZM169 156H167V158H168ZM181 157V156H180ZM45 157L43 156V158L42 159H44ZM123 157H119V158H117V160L119 161V162H121V161H123L124 159H122ZM125 158V157H124ZM150 158V157H149ZM164 158H166V157H164ZM163 158V160L165 161V160H167V158L166 159H164ZM171 158V157H170ZM169 158V159H170ZM205 158V157H204ZM28 159H30V158H28ZM27 159V160H28ZM38 159V158H37ZM36 159V160H37ZM47 159V158H46ZM74 159V158H73ZM130 159V158H129ZM147 159H148V157H147ZM24 160H26V159H24ZM35 160V161H36ZM61 160H59V164H60V161ZM84 160H85V157H84ZM148 160H150V159H148ZM180 160V159H179ZM182 160V159H181ZM202 160V159H201ZM223 160H225L224 158H223ZM14 161V160H13ZM64 161V160H63ZM65 161H67V160H65ZM91 161V164L89 163ZM95 161V157H91L90 159H87V161H83L85 164H86V162H87V164H90V165H92V162H94ZM98 161V160H97ZM141 161V160H140ZM167 161H169V160H167ZM215 161V162H214ZM218 161V159L217 158H215V159H210L209 160V165H207V171H209V170H211V168H212V166H214L215 164H216V162ZM220 161V162H221ZM38 162V161H37ZM40 162H42V161H40ZM83 162H82V164H83ZM100 162V161H99ZM98 162V163H99ZM116 162V161H115ZM127 162V161H126ZM145 162V161H144ZM148 162V161H147ZM47 163V162H46ZM52 163V162H51ZM64 163V162H63ZM68 163V162H67ZM78 163H79V161H78ZM127 163H129V162H127ZM132 163V162H131ZM137 163V162H136ZM138 163H139V161H138ZM156 163V162H155ZM155 163H154V165L153 166H155ZM162 163V162H161ZM166 163H168V162H166ZM20 165H21V163H19ZM26 164H29L28 162L26 163ZM25 163H24V165H25V167L27 168V166L28 165H26ZM38 164H39V162H38ZM43 164V163H42ZM49 164H50V162H49ZM85 164H83V166L85 165ZM125 164V163H124ZM176 164V163H175ZM35 165V164H34ZM51 165V164H50ZM62 165V164H61ZM90 165H86L87 166V168H88V166H90ZM94 165V164H93ZM164 165V164H163ZM189 166H194V165H191V164H188ZM238 165H241L240 163H238L235 167H238ZM250 165V166H249ZM249 165H246V166H248V168L249 167H251V164H249ZM47 166V165H46ZM83 166H81V167H83ZM133 166H135L134 164H133ZM144 166V165H143ZM158 166V165H157ZM165 166H167V165H165ZM171 166H173V165H171ZM30 167V166H29ZM44 167V166H43ZM48 167V166H47ZM60 167V166H59ZM80 167V168H81ZM95 167H96V165H95ZM240 167V166H239ZM238 167V168H239ZM242 167H243V165H242ZM17 168H18V166H17ZM76 168V167H75ZM84 168V167H83ZM91 168H93V167H91ZM99 169H101L100 167H98ZM141 168V167H140ZM147 168V167H146ZM193 168V167H192ZM192 168H190L191 170H192V172L194 173V171L196 170V169H194V171H193V169ZM197 168V167H196ZM241 168V167H240ZM239 168V169H240ZM244 168H247V167H244ZM39 169V168H38ZM42 169V168H41ZM49 169H51V166L49 167V168H47L46 170H49ZM70 169H71V167H70ZM136 169V168H135ZM144 169V168H143ZM178 169V168H177ZM231 169H233V168H230V169H228V170H230L231 171ZM237 168H234L233 170L235 171ZM243 168H241V170H242ZM4 170V171H3ZM10 170V169H9ZM16 170V169H15ZM18 170V169H17ZM37 170V169H36ZM44 170V169H43ZM56 170V169H55ZM74 170V169H73ZM138 170V169H137ZM145 170V169H144ZM150 170H152L153 171V169H151L150 168ZM188 170H189V168H188ZM191 170L189 171L190 173H192L191 172ZM241 170H236V171H241ZM248 170H250V169H248ZM247 170V171H248ZM34 171H35V169H34ZM41 171V170H40ZM52 171H54V170H51L50 172H52ZM76 171V170H75ZM89 171V170H88ZM101 171V170H100ZM133 171V170H132ZM148 170H146L145 172H144V175L146 174V172H147ZM197 171V170H196ZM196 171H195V173H196ZM229 171V172H230ZM14 172V171H13ZM12 172V173H13ZM17 171H15V173H16ZM46 172H49V171H46ZM55 172V171H54ZM60 172V171H59ZM63 172V171H62ZM68 172V171H67ZM66 172V173H67ZM79 172V171H78ZM94 172V171H93ZM102 172H103V176H101L100 178H98V180H96V181H91V179H90V182L89 181H85L86 183V185H85V187L87 188V191H88V193L89 194H91L90 195V197H89V199H92V201L94 200V202H93V208H94V211H95V213L94 214H96L97 216H99V218L98 219H100L101 217H107V215H108V213H107V211L106 210H104V209H102V208H100L101 207V203L103 202V198L101 199V195L99 196V194H101L102 193V191L104 190V187L106 188V187H110V186H112V185H115L116 183H113L112 182V180H111V182L110 183H108V178H110V176H112L111 175V171H109V170H105V167L102 165ZM101 172V173H102ZM228 172V171H227ZM227 172H225V174L227 173ZM233 172V171H232ZM242 172V171H241ZM240 172V173H241ZM249 172V171H248ZM11 173V174H12ZM41 173V172H40ZM44 173V172H43ZM72 173V172H71ZM98 173V172H97ZM97 173H96V175H97ZM100 173V174H101ZM136 173V172H135ZM143 173V172H142ZM194 173V174H195ZM223 173V172H222ZM231 173V172H230ZM230 173L228 174V175H230ZM235 173V172H234ZM238 173V175H241V174H243V175H245V173L246 172H243V173ZM46 174V173H45ZM49 174H51V173H49ZM61 174V173H60ZM65 174V173H64ZM70 173H68V175H69ZM80 174H82V173H80ZM99 174V173H98ZM138 174V173H137ZM148 174V173H147ZM226 174V175H227ZM237 174V173H236ZM247 174V173H246ZM10 175V174H9ZM48 175V174H47ZM47 175H44V176H46L47 177ZM62 175V174H61ZM143 175V174H142ZM165 175V174H164ZM187 175H190V174H187ZM37 176V175H36ZM35 176V177H36ZM51 176V175H50ZM53 176V175H52ZM51 176V177H52ZM56 176V174L54 175V177ZM66 176V175H65ZM87 176V175H86ZM147 176V175H146ZM161 176H163V175H161ZM171 176V175H170ZM186 176V175H185ZM193 176H195V175H191V179H193L194 177ZM10 177H11V179L12 180H16V175L15 174H12V175H10ZM26 177V176H25ZM29 177V176H28ZM38 178L37 179H39L40 177L41 178H43V176L41 175V176H37ZM50 177V178H51ZM57 177H58V175H57ZM96 177V176H95ZM136 177V176H135ZM137 177H138V175H137ZM143 177V176H142ZM149 177H150V175H149ZM186 177H188V176H186ZM188 177V178H189ZM201 177V176H200ZM210 177H212V176H210ZM216 177V176H215ZM221 177V176H220ZM234 177V176H233ZM247 177V176H246ZM27 178V177H26ZM26 178H24V180H23V178H22V180H23V182L25 181V180H27ZM30 178H32V177H30ZM30 178H28L29 179V182L28 183H31L32 182V180H33V178H32V180H31V182H30ZM48 178V177H47ZM44 179V180H40L39 179V181L37 180V182H35V179H34V182L33 183H31V184H29V186L31 185V190L29 189V193H30V191H35V193L36 194H39V195H37V196H42L41 194H44L45 192H49V196H50V194H52V198H54L53 197V194L54 193H56V194H58V192H56V190H59V192H60V189L59 188H56L55 187V185L56 184H54L53 182H52V180L50 181L49 179ZM60 178V177H59ZM84 179H85V177H83ZM88 178H90V177H88ZM141 178V177H140ZM171 178H173V177H171ZM182 178V177H181ZM202 178V177H201ZM231 178H232V176H231ZM238 178V177H237ZM249 178V177H248ZM55 179V178H54ZM92 179H95V178H93L92 177ZM166 179H168V178H166ZM184 179V178H183ZM210 179V178H209ZM233 179V178H232ZM11 180V181H12ZM17 180H19L20 181V178L18 179L17 178ZM62 180H64V179H62ZM132 180H134V179H132ZM135 180H136V178H135ZM150 180V179H149ZM157 180V179H156ZM187 181H188V179H186ZM196 180H197V177H196ZM65 181V180H64ZM78 181V180H77ZM82 181V180H81ZM115 181V180H114ZM117 181H118V178H117ZM130 181V180H129ZM128 181V182H129ZM164 181V180H163ZM175 181V180H174ZM179 181H180V179H179ZM182 181V183H183V180H181ZM180 181V182H181ZM192 181V180H191ZM250 181V180H249ZM18 182V181H17ZM58 182H60V181H58ZM66 182H67V184H68V181L66 180ZM80 182V181H79ZM138 182V181H137ZM176 182V181H175ZM175 182H173V183H175ZM178 182V181H177ZM180 182H179V184H180ZM199 182V181H198ZM197 182V183H198ZM220 182V181H219ZM259 182V181H258ZM11 182H7L6 184L7 185H9ZM14 183V182H13ZM19 183H22L21 181L19 182ZM26 183V185H28L27 184V181L25 182ZM25 183H23V184H25ZM70 183H72V182H69V184ZM78 183V182H77ZM84 183V182H83ZM83 183H82V186H83ZM152 183H154V182H152ZM162 183V182H161ZM164 183V182H163ZM172 183V184H173ZM186 183V182H185ZM189 183V182H188ZM194 183V182H193ZM211 183H213V182H211ZM225 183H227V182H225ZM261 183V182H260ZM15 184H17V183H15ZM15 184H14V186H15ZM22 184V185H23ZM125 184V183H124ZM123 184V185H124ZM171 184V183H170ZM222 184V183H221ZM228 185H229V183H227ZM6 185V186H7ZM11 185V184H10ZM17 185H19V184H17ZM25 185V186H26ZM66 184H65V182L63 183V186L62 187H64ZM75 185H78V184H75ZM81 185V184H80ZM117 185V184H116ZM126 185V184H125ZM157 185V184H156ZM175 185V184H174ZM184 185H186V184H184ZM234 185V184H233ZM232 184H231V186H233ZM247 185V184H246ZM261 185V184H260ZM260 185H258V186H260ZM11 186H13V185H11ZM68 186V185H67ZM154 186V185H153ZM159 186V185H158ZM178 186V185H177ZM24 187V186H23ZM28 187V186H27ZM27 187H24V189L25 188H27ZM78 187V186H77ZM84 187V188H85ZM115 187V186H114ZM132 187V186H131ZM165 187V186H164ZM167 187V186H166ZM170 187V186H169ZM236 186L234 185L233 187H231L232 189H236L235 188ZM256 187V186H255ZM133 188V187H132ZM147 188V187H146ZM151 188V187H150ZM155 188V187H154ZM162 188V187H161ZM171 188V187H170ZM177 188H179V187H177ZM181 188V187H180ZM179 188V189H180ZM183 188V187H182ZM204 188V187H203ZM214 188V187H213ZM216 188V187H215ZM263 188V187H262ZM12 189V188H11ZM109 189V188H108ZM117 189V188H116ZM149 189V188H148ZM151 189H153V188H151ZM166 189H168V190H170L169 188H166ZM174 189V188H173ZM217 189V188H216ZM215 189V190H216ZM264 189V188H263ZM27 190H28V188H27ZM27 190H26V192H27ZM79 190V189H78ZM82 190H84V189H82ZM82 190H80V191H82ZM110 190V189H109ZM155 190V189H154ZM153 190V191H154ZM175 190H177L176 188H175ZM209 190V189H208ZM213 190V189H212ZM254 190V189H253ZM261 190V189H260ZM62 191V190H61ZM76 191H77V189H76ZM108 191V190H107ZM152 191V190H151ZM180 191V190H179ZM178 191V192H179ZM243 191V190H242ZM252 191V190H251ZM83 192V191H82ZM81 192V193H82ZM35 193H32V194H35ZM78 193V192H77ZM167 193V192H166ZM171 193V192H170ZM232 192L230 191V194H231ZM234 193V192H233ZM246 193V192H245ZM31 194V193H30ZM60 194V193H59ZM79 195H80V192L78 193ZM147 194V193H146ZM75 195H76V193H75ZM83 195V194H82ZM82 195H80V196H78V197H81ZM113 195V194H112ZM118 195V194H117ZM116 195V196H117ZM142 195V194H141ZM188 195V194H187ZM207 195V194H206ZM32 196V195H31ZM34 196V195H33ZM46 196H48L47 195V193H46ZM85 196H87V195H85ZM161 196V195H160ZM188 196H190V194L188 195ZM233 196V195H232ZM43 198H44V196H42ZM145 197V196H144ZM191 197H193L192 195H191ZM211 197V196H210ZM22 198H23V196H22ZM36 199H37V197H35ZM43 198H41L42 199V201H45V200H43ZM47 198V197H46ZM45 198V199H46ZM114 198V197H113ZM125 198H127V197H125ZM124 198V199H125ZM174 198V197H173ZM233 198V197H232ZM28 199V198H27ZM30 199V198H29ZM28 199V200H29ZM110 199V198H109ZM160 199V198H159ZM191 199V198H190ZM194 199V198H193ZM80 200V199H79ZM115 200V199H114ZM114 200H113V202H114ZM118 200H120V199H118ZM196 200V199H195ZM201 200V199H200ZM2 201V200H1ZM5 202H6V200H4ZM16 202H17V200H15ZM36 201H40V199H37ZM83 201V200H82ZM105 201H107L106 199H105ZM136 201V200H135ZM133 202L130 206H126V207H120V209L118 208V209H116V210H119V214H120V212H121V210H123V209H125V208H128V207H134V206H136L137 205V203L138 202ZM186 201H188L187 200V198H186ZM31 202V201H30ZM112 202V201H111ZM112 202V203H113ZM121 202V201H120ZM119 202V203H120ZM157 202V201H156ZM214 201H210V202H208V203H210V204H212ZM1 203V202H0ZM18 203V202H17ZM29 203V202H28ZM70 203H72V202H70ZM69 203V204H70ZM78 203V202H77ZM83 203V202H82ZM90 203V202H89ZM105 203V202H104ZM185 203V202H184ZM183 203V204H184ZM243 203H245V202H243ZM30 204V203H29ZM83 204H85V203H83ZM110 204V203H109ZM150 204V203H149ZM156 204V203H155ZM238 204V203H237ZM4 205V204H3ZM82 205V204H81ZM88 205V204H87ZM92 205V204H91ZM154 205V204H153ZM202 205V204H201ZM201 205L199 206V207H201ZM238 205H240V204H238ZM25 206H26V204H25ZM76 206V205H75ZM84 206V205H83ZM105 206V205H104ZM109 206V205H108ZM191 206V205H190ZM202 206H204V205H202ZM246 206V205H245ZM0 215H1V213H3L2 212V210L4 209V208H2V204H0ZM14 207V206H13ZM30 206H26V208H29ZM198 207V206H197ZM21 208V207H20ZM31 208H32V206H31ZM109 208V207H108ZM140 208V207H139ZM152 208V207H151ZM166 208V207H165ZM181 208V207H180ZM188 208H190V207H188ZM235 208H236V206H235ZM24 209H25V207H24ZM78 209V210H77ZM87 209V208H86ZM111 209V208H110ZM150 209V208H149ZM262 209V208H261ZM23 210V209H22ZM27 210V209H26ZM81 210H82V207L80 208V206H77V208L76 207H73L72 209H71V212H73V213H75L76 214V211L77 212H81ZM89 210H91V208L90 209H88V212H90ZM138 210V209H137ZM158 210H160V209H158ZM181 210H184V209H181ZM180 210V211H181ZM187 210V209H186ZM17 211H19V209H17ZM114 210H112L111 209V211L109 212V214H112V215H114V213H112ZM129 211V210H128ZM139 211H140V209L138 210V213H139ZM168 211V210H167ZM185 211V210H184ZM245 211V210H244ZM15 212V211H14ZM22 212V211H21ZM32 212H33V216H35L36 217V215L38 216V212H39V208L37 207V206H34L33 207V209H32ZM87 212V211H86ZM86 212H84V213H86ZM117 212V211H116ZM182 212V211H181ZM187 212V211H186ZM54 213V212H53ZM58 213V212H57ZM83 213V215H81V216H84V217H86V214H84ZM92 213H93V211H92ZM118 213V212H117ZM116 213V214H117ZM137 213V212H136ZM175 213V212H174ZM183 213V212H182ZM241 213V212H240ZM245 213V212H244ZM8 214V213H7ZM56 214V213H55ZM82 214V213H81ZM91 214V213H90ZM180 214V213H179ZM28 215V214H27ZM239 215V214H238ZM246 215V214H245ZM261 215V214H260ZM10 216V215H9ZM54 216V215H53ZM52 216V217H53ZM71 216V215H70ZM92 217H93V215H91ZM101 216V217H100ZM115 216V215H114ZM113 216V217H114ZM117 216H118V214H117ZM132 216V215H131ZM30 217V216H29ZM28 216H27V218H29ZM49 217H51V216H49ZM48 217V218H49ZM83 217V218H84ZM89 217V216H88ZM95 217V216H94ZM247 217V216H246ZM40 218H41V216H40ZM82 218V219H83ZM87 218V217H86ZM91 218V217H90ZM138 218V217H137ZM230 218V217H229ZM242 218H243V216H242ZM253 218V217H252ZM263 218H264V216H263ZM25 219V218H24ZM31 219V218H30ZM33 219V218H32ZM35 219V218H34ZM50 219V218H49ZM48 219V221H50ZM75 219V218H74ZM79 219H81V217H79L78 218V220ZM106 219L107 218H105L104 219V221H106ZM135 219H136V217H135ZM134 219V220H135ZM159 219V218H158ZM232 219V218H231ZM234 219V218H233ZM26 220V219H25ZM25 220H24V223H25ZM35 220H37V219H35ZM87 220H89V218H87ZM113 220V219H112ZM129 221H130V215H129V219H128ZM225 220V219H224ZM223 220V221H224ZM227 220V219H226ZM241 220V219H240ZM8 221V220H7ZM21 221V220H20ZM47 221V222H48ZM52 221V220H51ZM91 221H92V219H91ZM103 221V222H104ZM132 222H133V220H131ZM228 221V220H227ZM231 221V220H230ZM23 222V221H22ZM30 222V223H29ZM68 222V221H67ZM70 222V221H69ZM68 222V223H69ZM81 222L83 223V221L81 220ZM107 222V221H106ZM125 222V221H124ZM132 222H131V224H132ZM157 222V221H156ZM165 222V221H164ZM10 222H8L7 223V225H10L9 224ZM28 223L29 224H31V223H33V222H31V220H28ZM67 223V224H68ZM86 222H84L83 224H85ZM88 223V222H87ZM91 223V222H90ZM93 223V222H92ZM108 223V222H107ZM111 223V222H110ZM123 223V222H122ZM135 223V222H134ZM221 223H222V221H221ZM13 224H15V223H13ZM19 224V223H18ZM17 223H16V225H18ZM38 224H40V223H38ZM37 224V225H38ZM47 224V225H46ZM48 224L49 223H45L44 222V224H43V226H42V228L41 229H39V230H33L32 228H21L20 227V229L19 230H21L22 231V233H24L25 235H28V237H30L29 239H27L26 241H21V242H19V241H15V240H12L13 238L11 237L10 238V235L11 234H13V232L12 233H9V235H5L3 232H1L0 233V238H2V240H4L5 242H6V244H8L9 245V249H7V248H5L4 250H2V256H0V258L3 260V259H6V264H63L64 262H65V260L67 261V259H68V257L70 256V254H72L73 253V256H72V258L69 260V262L71 261V260H74L75 258H79L81 255H84V254H86L87 252V249L85 248V244H86V242H87V245L88 246H91V244L93 245V242H95V244H96V246L95 245H93L95 248H97V249H99V246L100 245H102V244H109V242L107 241V239H106V237H107V234L109 233V232H105V238H103V239H101V238H99V239H101V240H98V239H96V238H94L95 240H91L92 238H89L90 236H88L87 234H89L88 232H87V234H86V231H85V233H84V231H83V233L82 232H80V231H78L76 228H72V230H70V231H72V234H71V236H72V238L74 239V249H73V252L71 253V249L69 250L68 248H69V246L68 247H66L67 245V241L70 243V241L69 240H67L68 238H65L68 234H66V236H64V237H62V236H57V237H55V238H53V237H51L52 236V234H51V230L49 231V232H47V229H48ZM72 224V223H71ZM89 224V223H88ZM114 224V223H113ZM121 224V223H120ZM127 224V223H126ZM12 225V224H11ZM16 225H14L15 227H16ZM28 225V224H27ZM70 225V224H69ZM125 225V224H124ZM128 226H129V224H127ZM126 225V226H127ZM136 225V224H135ZM134 225V226H135ZM138 225H140V224H138ZM137 225V226H138ZM29 226V225H28ZM70 226H73V225H70ZM86 226V225H85ZM95 226V225H94ZM99 226V225H98ZM102 226H104V225H102ZM101 226V227H102ZM114 226H116V225H114ZM131 226V225H130ZM142 226V225H141ZM246 226V225H245ZM5 228L6 227H8V226H4ZM12 227H13V225H12ZM12 227H10L9 226V228H10V230H11V228ZM64 227V226H63ZM67 227V226H66ZM112 227V226H111ZM119 227V226H118ZM133 227V226H132ZM222 227V226H221ZM81 228V227H80ZM131 228V227H130ZM143 228V227H142ZM218 228V227H217ZM245 228V227H244ZM13 229H14V227H13ZM69 230L70 229V227L69 228H64L63 230ZM100 229V228H99ZM98 229V230H99ZM102 229V228H101ZM122 229V228H121ZM125 229V228H124ZM133 229V228H132ZM136 229H138V228H136ZM172 229V228H171ZM174 229V228H173ZM177 229V228H176ZM223 229V228H222ZM226 229V228H225ZM8 232L10 231V230H8V229H6ZM35 232V231H37L38 232V234H35L33 231ZM61 230V229H60ZM62 230V231H63ZM66 230H65V232H66ZM84 230H87V229H84ZM212 230V229H211ZM6 231V232H7ZM12 231V230H11ZM14 231H16V230H14ZM102 232H103V230H101ZM131 231V230H130ZM129 230H128V232H130ZM136 231H138V230H136ZM170 231V229H167L162 235H160V236H158V237H148V238H144V239H142V240H139V239H141V238H135V237H132V236H128V237H131V238H134L133 240H125L126 242L125 243H123L122 244V247L120 246L119 248H120V250H119V252L118 253H116L115 254V256H113V255H111L110 253H106V254H108V255H111V256H109V257H107V260H113V261H116V257H118V255L121 253V252H125L126 254H127V258L126 259H124V260H119L120 261V263H122V264H127V262H128V260H129V258L131 257L130 255L131 254H129L128 253V251L129 250H131V249H139V254L140 255H136V257H135V259L137 258V259H142V257L145 255L144 253L146 252V255H147V251H148V249H146V248H143L142 247V245L143 244H150V245H152V246H155L156 244H159V242L161 241V240H165L164 238H167V233H170L169 232ZM174 231V230H173ZM214 231H217V230H214ZM213 230H212V232H214ZM218 231H220V230H218ZM224 231V230H223ZM8 232H7V234H8ZM221 232V231H220ZM59 233V232H58ZM104 233V232H103ZM133 233V232H132ZM172 233V232H171ZM178 233V232H177ZM55 234V233H54ZM70 234V233H69ZM94 234V233H93ZM115 234V233H114ZM120 234H122L121 232H120ZM120 234H119V236H120ZM152 234V233H151ZM161 234V233H160ZM173 234V233H172ZM175 234V233H174ZM62 235V234H61ZM129 235V234H128ZM119 236H117L116 238H118ZM121 236H123V235H121ZM120 236V237H121ZM154 236V235H153ZM91 237H92V235H91ZM213 237V236H212ZM123 239H124V236L122 237ZM50 239V240H49ZM126 239V238H125ZM145 239H147L148 241H146ZM171 239V238H170ZM215 239V238H214ZM1 240V241H2ZM43 240H45V243H42V242H44ZM49 240V241H48ZM137 240H139V241H137ZM216 240V239H215ZM214 240V241H215ZM167 242V241H166ZM71 244V243H70ZM72 244V245H73ZM258 244H260L262 247H261V249H260V254L262 255V253H264V244H263V242H258ZM138 245V246H137ZM141 245V246H140ZM133 246H134V248H133ZM157 246V245H156ZM164 246H166L165 245V243H164ZM168 246V245H167ZM213 246V245H212ZM92 247V246H91ZM162 247V246H161ZM224 247V246H223ZM245 247V246H244ZM72 248V247H71ZM3 249V248H2ZM223 249V248H222ZM164 250H169V249H164ZM172 251H173V249H171ZM151 251H152V249H151ZM135 252V251H134ZM168 252V251H167ZM170 253H172L171 251H169ZM219 252V251H218ZM221 252V251H220ZM255 253V252H254ZM144 254V255H143ZM214 254H216V253H214ZM117 255V256H116ZM145 255V256H146ZM150 255V254H149ZM158 255V254H157ZM219 255V254H218ZM254 255V254H253ZM103 256H105V254L103 255ZM102 256V257H103ZM156 256V255H155ZM249 256H251V255H249ZM264 256V255H263ZM260 257V256H259ZM93 258V257H92ZM103 258H105V257H103ZM146 258V257H145ZM145 258H143V259H145ZM249 258V257H248ZM224 259V258H223ZM251 259H252V257H251ZM93 260V259H92ZM147 260H149V259H147ZM194 260H196L195 258H194ZM250 260V259H249ZM118 261V262H119ZM138 261V260H137ZM151 261V260H150ZM247 261V260H246ZM251 261V260H250ZM253 261H254V259H253ZM69 262H66L65 264H68ZM95 262V261H94ZM93 261H92V263H94ZM101 262H102V260H100L99 262H95L96 264H101ZM136 262V261H135ZM134 262V263H135ZM148 262V261H147ZM153 262V261H152ZM151 262V263H152ZM133 263V264H134ZM163 263V262H162ZM188 263V262H187ZM191 263V262H190ZM189 263V264H190ZM212 263V262H211ZM222 263V262H221ZM137 264V263H136ZM153 264H155V263H153ZM159 264H161V263H159ZM180 264H182V263H180ZM192 264V263H191ZM203 264H205V263H203ZM243 264V263H242Z\"/></svg>",
  "mask_w": 264,
  "mask_h": 264
}]
</instances>
